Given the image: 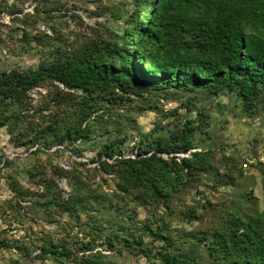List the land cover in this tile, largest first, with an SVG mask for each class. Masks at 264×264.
<instances>
[{
    "label": "trees",
    "instance_id": "obj_1",
    "mask_svg": "<svg viewBox=\"0 0 264 264\" xmlns=\"http://www.w3.org/2000/svg\"><path fill=\"white\" fill-rule=\"evenodd\" d=\"M69 2L86 6V0H47L22 17L24 44L36 42L51 51L36 67L0 69V129L7 128L17 145L35 147L31 152L47 153L49 159L64 150L79 156L90 147L97 149V155L89 161L74 159L69 169L52 160L48 168L44 164L36 171L27 169L44 186L43 192L37 189L30 195L12 174L17 196L30 200L29 209L48 221L66 215L90 235L107 232L110 247L119 244L136 255L150 256L145 238L152 236L161 242L159 264H204L197 256L203 243L208 255L205 264H264L261 213L256 207L250 213L242 209L252 189L239 196V204L226 211L218 227L201 231L184 248L166 231L170 221L160 209L171 207L168 190L186 180L197 182L203 172L215 168L212 149L204 147L210 124L204 121V105L197 108L196 117L185 116L174 125L160 124L147 132L134 127L136 112L158 108L161 99L173 93L198 89L209 96L232 93L245 111L260 110L264 0H131L124 12L93 0L98 9L99 4L114 8V14L125 19L124 29L115 31L113 39H104L92 26V33L79 38L76 34L68 42L39 29L31 32L36 16L53 19ZM7 6L0 4V9ZM34 90L40 93L36 102ZM133 132L139 140L130 145ZM136 147L135 156L123 155ZM182 152L186 154L180 157ZM11 162L4 160L0 169ZM231 172L218 171L217 183L223 176L231 177ZM61 177L70 186L67 195ZM106 184L113 190H107ZM19 201L6 203L18 207ZM140 207L148 213L142 220ZM187 214L199 218L194 209ZM9 246L0 239V249ZM14 246L24 248L21 242ZM40 247V256L55 260L116 264L101 251L79 255L51 238ZM82 248L85 252L94 245L84 242Z\"/></svg>",
    "mask_w": 264,
    "mask_h": 264
},
{
    "label": "rangeland",
    "instance_id": "obj_2",
    "mask_svg": "<svg viewBox=\"0 0 264 264\" xmlns=\"http://www.w3.org/2000/svg\"><path fill=\"white\" fill-rule=\"evenodd\" d=\"M47 0H0V4L8 5L0 9V69L12 67H36L39 62L50 54L51 48L43 47L33 42L32 46L24 44L21 29L25 23L21 20L26 12H35L36 6L45 3ZM131 0H103V3L114 5L120 12L130 9ZM83 3V2H82ZM17 4V7H12ZM86 6H74L69 2L67 7H61L56 11L53 19L36 16L31 28L32 33L37 29L46 32L52 37L61 38L63 41H73L76 34H90L92 27L99 28V35L104 39H113L115 31H122L125 27V19L114 14V8H103L100 4L98 9L96 2L86 0ZM101 23V24H99ZM94 34V33H93ZM42 89V88H41ZM47 92V89H43ZM34 102L39 100L40 93L34 90ZM204 105L206 115L204 121L210 123L206 126L209 131L204 147L211 148L215 168L212 171H205L200 175L197 182L186 180L176 189H169L173 202L170 209L162 208L167 212L170 221L167 232L177 238V244L184 248L193 237L201 231H213L226 217V211L239 204V196L243 192L252 189L247 195L249 198L244 203L243 210L250 213V208H258L262 217L264 228V104L257 112L245 111L242 101L232 93H221L212 95L201 89L193 93H173L169 99H161L158 108L151 110L142 108L143 112H136L137 122L134 127L145 132L156 127L175 124L184 119L185 116L196 117L197 108ZM130 145L134 140H139V134L133 132ZM205 136H201L203 138ZM62 147V146H58ZM35 147L28 149L26 146H19L11 137L7 128L0 129V166L4 160H11V164L4 165L0 169V213H10V226L0 231V239H6L10 246L0 249V264H75L73 260H55L51 256H40L41 247L45 239H53L59 243H66L79 255H91L101 251L107 258L116 264H159V247L161 242L146 236L145 241L151 247L150 256L144 254H133L129 249H123L117 244L110 247L107 241V232L101 235H90L87 229H82L66 215H59L52 221L36 215L29 209L30 200H23L18 197L12 188V174L17 177L20 184L24 186V193L30 195L31 191H44V186L36 182L37 178L31 175L27 169L36 171V167L42 165L49 167L53 163H59L65 168H71L74 159L91 160L97 155V149L86 148L81 155L77 156L69 150H64L48 158L47 153H33ZM54 147L52 150H54ZM198 149H201L198 147ZM139 148L123 151L125 156H135ZM195 148L192 149L194 151ZM186 153L178 155L182 157ZM48 162V163H47ZM94 166L95 163H90ZM26 171H25V170ZM232 170V172L230 171ZM231 172L230 176H223L221 184H218L217 173ZM234 180L235 183L227 182ZM2 183V184H1ZM60 185L68 194L70 186L65 177L60 178ZM107 190L112 191V185H105ZM17 200L18 207H11L6 200ZM30 199V198H29ZM210 202H209V201ZM24 206V207H23ZM196 210L199 218L189 217L191 210ZM138 219L142 220L148 216L144 208H138ZM95 217L93 216V218ZM9 223V222H7ZM154 227L156 223L153 224ZM23 243V250L14 246L16 243ZM91 242L93 249L83 251V243ZM205 243L197 256L202 263L208 262V255L205 250ZM181 247V246H180ZM171 250L176 248L171 247Z\"/></svg>",
    "mask_w": 264,
    "mask_h": 264
},
{
    "label": "built area",
    "instance_id": "obj_3",
    "mask_svg": "<svg viewBox=\"0 0 264 264\" xmlns=\"http://www.w3.org/2000/svg\"><path fill=\"white\" fill-rule=\"evenodd\" d=\"M2 184V183H1ZM11 214L10 213H0V231H4L10 226H13L10 224L11 220ZM9 222V223H7Z\"/></svg>",
    "mask_w": 264,
    "mask_h": 264
}]
</instances>
